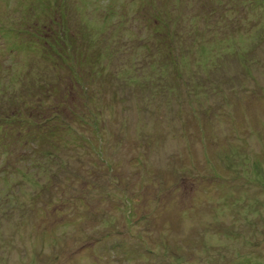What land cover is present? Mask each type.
I'll return each instance as SVG.
<instances>
[{"label": "rangeland", "instance_id": "374dc122", "mask_svg": "<svg viewBox=\"0 0 264 264\" xmlns=\"http://www.w3.org/2000/svg\"><path fill=\"white\" fill-rule=\"evenodd\" d=\"M141 3L0 0L16 35L0 39V127L61 114L18 163L19 136L0 135V264H264V27L228 36L197 17L176 66L130 37ZM69 35L48 62L47 39Z\"/></svg>", "mask_w": 264, "mask_h": 264}, {"label": "trees", "instance_id": "16d2710c", "mask_svg": "<svg viewBox=\"0 0 264 264\" xmlns=\"http://www.w3.org/2000/svg\"><path fill=\"white\" fill-rule=\"evenodd\" d=\"M141 1L145 2L146 0H141ZM171 2L174 4L173 7L171 5ZM178 2L180 4H178ZM189 2H190V0H182V2L178 1V0H165V4L163 7H165L166 4L168 3L169 7H171L172 9L174 7H179V9H180V7H182L181 4L186 5ZM229 2H230V0H229ZM227 3H228V1H227ZM258 3H259V0H247V6L246 7L244 5L245 3L242 4V10H244L245 12L237 15L239 12H242V10L236 9L235 6L231 9H227V8H225L226 6H224L223 10H221V11H219V13H217V10L214 9V7L216 5H218V6L225 5L224 1L222 4H220V0H197V1H194L193 4H188V5L184 6L186 11L188 10L187 6H189L190 14H187L186 11H183V9L182 10L181 9L180 10L173 9V13H172V10L170 12H167V10L165 8L156 5L155 0H153V4L149 5L146 8L147 12H148V14L145 15V17H148V25L146 26V29H147L146 32L139 31L141 34H138V33L131 34L130 37H132V35H133L132 39L135 40V39L141 38V37H143V35H145L146 39H148V40L158 41L159 45L157 47H154V48L161 51V53L163 54L164 60L165 59L172 60V63L177 66L176 63H179V61H182L183 56L182 55H176V54L178 52H180L181 54H184L183 49L186 48V47L179 46L178 43L185 45V41H183V40H185V38L192 39V38L200 36L198 34L201 33L200 32L201 29H195V30L193 29V31H189V32L186 30L190 27H193L192 23L195 21L194 20L195 18L198 17L201 19V21L202 20L203 21H209L208 26L214 27V28L213 29L209 28L208 31L209 30L217 31V29H218V31L222 33L223 30L226 31L225 27H228V29H232V30H228V32H229L228 36H231L234 33L238 34L241 29H245V26H244V24L246 23L245 21H248V25H250L249 28H251L253 26L257 27L259 25L264 27V22H261L262 19H264V16H261L260 14L257 13V7L259 6ZM152 10H154L153 14L151 12ZM163 11H165V12L163 13ZM225 11H227V12H225ZM232 13H234V15H232L230 19H228L226 16H224V14L231 15ZM27 14H29L28 11H27ZM161 18H162L163 22H161L162 21ZM257 18L260 19L261 21L257 20ZM164 19H165V21H164ZM154 20H155V22H154ZM156 21L165 24L164 27L161 29L162 31H160L159 33L156 32L157 31L156 29L152 28L156 25ZM148 29H150V30H148ZM34 31H37L35 34L43 33L42 31L40 33H38L37 29H34ZM223 33H225V32H223ZM56 38H58V39L60 38V39L59 40L54 39L53 42H50V40L47 39V41L45 42V46H44L45 50L44 51L48 54V56L46 57V60L48 62L55 60L54 58L51 57L54 49H55L54 51H57L56 49H64L70 45L72 47L74 45V44H71L72 43L71 40H75V38H73V36H71V35L66 36V37L65 36H62V37L57 36ZM132 39H130L131 42H133ZM190 41H193V40H190ZM176 50H178L177 53H176ZM185 52H187V49H185ZM84 64H85V66H89V63L87 64V62H85ZM179 65L182 66V64H180V63H179ZM177 69H179V67ZM181 74L177 70L175 75L178 77H181L180 76ZM162 79H163V82L164 83L167 82L168 85L171 83V79H170V81H168V77H165V79H164V77H162ZM180 80H181V82L188 81V77L187 76L181 77ZM156 81H158V80H156ZM178 81H179V79H178ZM30 89H31V87L28 88L27 90L30 91ZM82 94L85 96V98H88L87 89L83 88ZM77 95H78V93L74 94L75 97ZM60 115L61 114H59V112H54V115L50 116L47 119L50 121L49 123L44 118L42 120L33 121V120H23V119L16 120L15 118L11 117V119H12V120L10 119L11 122H10V120H9V122L6 121V124L8 126L10 125V128H12L11 133H8V134H7L8 130L5 131L3 127H0L1 128L0 135H3L4 138L6 137L5 135L11 136V139L13 140V142L11 144L14 148L18 147L16 145V136H19L17 143L20 146L23 144L24 150H22V153H20L19 159L17 161L15 160L17 163L19 162L20 159L25 160L26 154H27V152H29L28 150H30V147L34 143L35 139L40 140L43 137V140L41 142L43 145L45 142V138L49 139V140H51L53 138L55 140L56 137H55V134L53 135V131H55L56 127L59 128V126H61L60 123L55 122V121H57V118L60 117ZM7 125L4 124L5 127H8ZM23 125H26V127H24ZM31 140H33V141H31ZM16 149H18V148H16ZM12 165H8V167H6V169H4L3 171L8 170V169L11 170V168L13 169L14 167H11ZM20 166L22 167V165H20Z\"/></svg>", "mask_w": 264, "mask_h": 264}]
</instances>
